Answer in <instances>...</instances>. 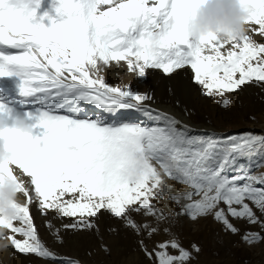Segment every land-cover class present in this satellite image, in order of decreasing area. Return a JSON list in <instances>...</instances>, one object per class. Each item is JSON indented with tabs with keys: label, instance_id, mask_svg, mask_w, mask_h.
I'll return each instance as SVG.
<instances>
[{
	"label": "snow or ice",
	"instance_id": "snow-or-ice-1",
	"mask_svg": "<svg viewBox=\"0 0 264 264\" xmlns=\"http://www.w3.org/2000/svg\"><path fill=\"white\" fill-rule=\"evenodd\" d=\"M205 2L0 0V79L18 81L21 109L0 103V140L10 153L0 161V182L14 181L22 194L14 215L0 217L7 246L53 264H80L45 245L32 207L58 243L62 232L91 231L107 214L136 235L148 264H192L200 253L195 243L183 247L168 227L179 215L211 216L233 235L240 233L232 222L238 219L261 229L245 231L243 242L264 240V173L253 174L264 167V134L192 135L152 107L151 93L110 86L103 75L113 62L139 78L187 66L201 94L219 97L224 108L225 93L246 85L264 91V0H240L247 31L238 39L192 40L187 23ZM87 106L100 114L87 115ZM121 110L153 124L126 122ZM20 119L30 133L16 130ZM169 181L186 190L174 192ZM161 232L169 238L149 248L145 238Z\"/></svg>",
	"mask_w": 264,
	"mask_h": 264
},
{
	"label": "rangeland",
	"instance_id": "rangeland-1",
	"mask_svg": "<svg viewBox=\"0 0 264 264\" xmlns=\"http://www.w3.org/2000/svg\"><path fill=\"white\" fill-rule=\"evenodd\" d=\"M120 65L117 67L113 62L103 73L110 86L130 85L134 90L151 93L152 107L173 117L180 116L178 120L191 128L192 135L221 138L246 131L264 134V91L256 86L246 85L238 92L225 93L230 105L224 108L217 103L219 97L201 94L199 86L192 82L190 67L176 70L169 76L160 70H148L145 78H139L127 70L124 62H120ZM85 112L89 116L100 114V110L94 106H87ZM119 118L126 122L153 124V121L134 110H121ZM188 122L196 126H190ZM33 135H36L35 131ZM260 173H264V167L253 169V174ZM169 183L174 192L186 190V186ZM158 207L173 213L177 211V206L171 202H161ZM30 216L37 226L38 235L58 258H74L80 264H148L138 247L136 235L107 214L100 218L97 228L91 231L62 232L63 243L55 241L35 207L31 208ZM70 219L66 218V221ZM232 222L240 229V233H228L211 216L195 220L183 215L175 216L174 222L168 227L186 249L193 243L200 247L201 251L192 264H264V240L249 245L241 239L245 231L259 232L261 229L238 219ZM54 223L59 227V221ZM168 238L161 232L151 239L145 238V243L151 248L154 242ZM104 248L109 251L106 253ZM0 264H53V261L37 258L34 254L18 253L9 245L0 247Z\"/></svg>",
	"mask_w": 264,
	"mask_h": 264
},
{
	"label": "clouds",
	"instance_id": "clouds-1",
	"mask_svg": "<svg viewBox=\"0 0 264 264\" xmlns=\"http://www.w3.org/2000/svg\"><path fill=\"white\" fill-rule=\"evenodd\" d=\"M245 18L246 10L240 0H206L189 19L186 31L192 40L208 36H214L220 41L238 39L247 31ZM15 128L20 133L31 132L30 127L22 119ZM4 143L5 141L0 140V161L10 155L4 150ZM24 150L33 151L30 147ZM19 202L15 182L7 178L0 182V217L10 219L15 213L13 205ZM4 233L5 230L0 227V247H7Z\"/></svg>",
	"mask_w": 264,
	"mask_h": 264
},
{
	"label": "bare ground",
	"instance_id": "bare-ground-1",
	"mask_svg": "<svg viewBox=\"0 0 264 264\" xmlns=\"http://www.w3.org/2000/svg\"><path fill=\"white\" fill-rule=\"evenodd\" d=\"M16 83H18V81H16L15 78L0 79V103H5L19 112L21 109L17 99ZM8 126H12L11 122H9Z\"/></svg>",
	"mask_w": 264,
	"mask_h": 264
},
{
	"label": "water",
	"instance_id": "water-1",
	"mask_svg": "<svg viewBox=\"0 0 264 264\" xmlns=\"http://www.w3.org/2000/svg\"><path fill=\"white\" fill-rule=\"evenodd\" d=\"M174 117H175L176 119H178L180 116L174 115ZM182 119H184V118H182ZM190 126H196V125H195V124H190ZM208 128L211 129L210 126H208Z\"/></svg>",
	"mask_w": 264,
	"mask_h": 264
}]
</instances>
